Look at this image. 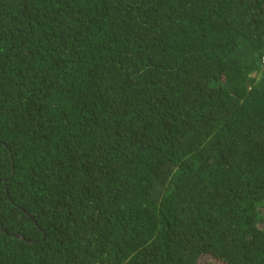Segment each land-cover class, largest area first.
Returning a JSON list of instances; mask_svg holds the SVG:
<instances>
[{
	"label": "trees",
	"instance_id": "1",
	"mask_svg": "<svg viewBox=\"0 0 264 264\" xmlns=\"http://www.w3.org/2000/svg\"><path fill=\"white\" fill-rule=\"evenodd\" d=\"M264 0H0V264H264Z\"/></svg>",
	"mask_w": 264,
	"mask_h": 264
},
{
	"label": "rangeland",
	"instance_id": "2",
	"mask_svg": "<svg viewBox=\"0 0 264 264\" xmlns=\"http://www.w3.org/2000/svg\"><path fill=\"white\" fill-rule=\"evenodd\" d=\"M202 264H219L217 263V261H214L212 258L210 257H203L202 261H201Z\"/></svg>",
	"mask_w": 264,
	"mask_h": 264
},
{
	"label": "built area",
	"instance_id": "3",
	"mask_svg": "<svg viewBox=\"0 0 264 264\" xmlns=\"http://www.w3.org/2000/svg\"><path fill=\"white\" fill-rule=\"evenodd\" d=\"M262 62L264 63V52L262 54ZM263 69H264V67H263Z\"/></svg>",
	"mask_w": 264,
	"mask_h": 264
}]
</instances>
